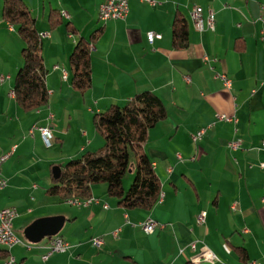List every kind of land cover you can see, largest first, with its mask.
<instances>
[{"label": "crops", "instance_id": "obj_1", "mask_svg": "<svg viewBox=\"0 0 264 264\" xmlns=\"http://www.w3.org/2000/svg\"><path fill=\"white\" fill-rule=\"evenodd\" d=\"M24 1L43 42L49 102L28 109L15 97L24 41L3 18L0 0V156L13 151L2 165L0 208H17L14 228L23 238L10 252L0 245V264L10 253L18 264H264V0H129L127 17L108 21L99 18L104 0ZM196 6L205 16L214 12V30L195 25ZM179 12L189 27L184 49L172 44ZM150 31L162 38L149 42ZM82 38L91 42L92 85L85 93L72 87L69 63ZM216 72H225L232 87ZM145 90L158 93L168 110L144 145L161 183L155 207H124L105 183L92 186L98 202L87 205L50 194L55 166L103 145L94 115ZM33 127H49L51 144L38 128L31 134ZM202 211L207 216L199 224ZM53 216L65 217L55 236L69 248L44 259L54 236L34 243L24 231ZM149 217L158 222L152 234L143 229Z\"/></svg>", "mask_w": 264, "mask_h": 264}, {"label": "trees", "instance_id": "obj_2", "mask_svg": "<svg viewBox=\"0 0 264 264\" xmlns=\"http://www.w3.org/2000/svg\"><path fill=\"white\" fill-rule=\"evenodd\" d=\"M2 15L16 26L24 41L21 51L23 62L14 78L16 99L28 109L48 104L47 69L35 16L24 0H4ZM97 33H93V36ZM90 44L84 38L78 40L69 57L71 85L80 93H85L92 85ZM172 44L177 49L189 45L188 20L181 12L175 15L173 21ZM167 115L163 99L151 90L135 93L124 105L111 104L106 110L97 112L93 122L97 133L104 140L103 145L62 164L61 173L53 179L54 184L48 192L65 201L69 198L87 199L93 196V185L105 183L108 194L116 198L120 205L153 209L161 195V183L144 145L150 129ZM131 154L136 158V173L125 190L123 182L132 166Z\"/></svg>", "mask_w": 264, "mask_h": 264}, {"label": "built area", "instance_id": "obj_3", "mask_svg": "<svg viewBox=\"0 0 264 264\" xmlns=\"http://www.w3.org/2000/svg\"><path fill=\"white\" fill-rule=\"evenodd\" d=\"M129 12V0H104L100 5L99 9V18L103 21L115 20V19H125ZM192 19L195 25L200 29L204 28L214 30L215 29V15L213 11H210L207 16L203 13V8L201 6H196L192 11ZM259 21L264 24V14L259 16ZM13 26V25H12ZM14 27V26H13ZM162 34L150 31L147 33V39L149 42L155 41V39H161ZM263 39H264V30H263ZM208 60V57L205 58ZM58 68V66H56ZM63 76L67 77V72H64ZM216 78L220 79L223 85L226 88L232 87V79L225 72H216ZM223 120L232 121V117L222 115L220 117ZM38 128L41 132L42 137L44 138L47 145L51 144L53 139L52 131L49 127H33L30 131L33 134L34 129ZM206 132V129L203 128L198 133L192 136L194 141H197L201 138ZM233 149H238L239 142L232 141L229 143ZM261 147L264 149V140L262 141ZM13 151L4 153L0 156V192L6 187L7 180L2 176V165L9 159ZM67 203L77 204V205H87L92 202H98L93 196L87 199L80 198H69L66 200ZM107 207V204H105ZM18 215V210L15 206H5L0 208V245L5 246L9 252L16 247L17 245L23 243V238L15 231L14 220ZM207 216L206 211H202L198 215L197 222L202 224L205 222ZM158 225V222L149 217L143 223V229L147 234H152L155 232V229ZM248 231V230H247ZM104 240L101 237H96L93 239L94 245L101 247ZM193 248H196L195 244H192ZM69 248L68 243L60 236H54L52 238L51 244L47 247L46 253L43 255L44 259L49 258L55 252H64ZM214 255H208L206 259L212 260ZM1 264H18L16 257L10 253V255L1 263ZM251 264H258V262H252Z\"/></svg>", "mask_w": 264, "mask_h": 264}, {"label": "water", "instance_id": "obj_4", "mask_svg": "<svg viewBox=\"0 0 264 264\" xmlns=\"http://www.w3.org/2000/svg\"><path fill=\"white\" fill-rule=\"evenodd\" d=\"M60 173L61 166H55L53 168L54 178H58ZM65 220L64 216H53L38 219L25 229L24 235L31 242H40L44 237L57 235L63 228Z\"/></svg>", "mask_w": 264, "mask_h": 264}, {"label": "rangeland", "instance_id": "obj_5", "mask_svg": "<svg viewBox=\"0 0 264 264\" xmlns=\"http://www.w3.org/2000/svg\"><path fill=\"white\" fill-rule=\"evenodd\" d=\"M98 136H100V135L98 134ZM100 137H102V136H100ZM134 161H136L135 155L134 154H131V163L134 162Z\"/></svg>", "mask_w": 264, "mask_h": 264}]
</instances>
